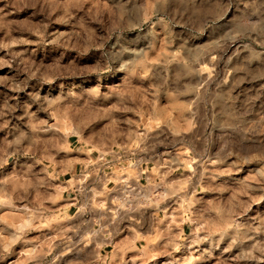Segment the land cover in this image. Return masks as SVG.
<instances>
[{
  "label": "clouds",
  "instance_id": "9594fccd",
  "mask_svg": "<svg viewBox=\"0 0 264 264\" xmlns=\"http://www.w3.org/2000/svg\"><path fill=\"white\" fill-rule=\"evenodd\" d=\"M0 70V209H34L24 232L0 226V264H65L73 250L81 264L264 260V0H0ZM96 146L109 155L81 158ZM69 163L81 215L107 201L114 166L135 165L145 194L69 235L44 204ZM165 195L187 235L160 216ZM125 227L143 243L114 242ZM45 228L56 236L29 235Z\"/></svg>",
  "mask_w": 264,
  "mask_h": 264
},
{
  "label": "rangeland",
  "instance_id": "374dc122",
  "mask_svg": "<svg viewBox=\"0 0 264 264\" xmlns=\"http://www.w3.org/2000/svg\"><path fill=\"white\" fill-rule=\"evenodd\" d=\"M207 67H205V71H207ZM2 71V70H0ZM65 132L70 137V142L75 139V134L70 128L65 129ZM135 143V141H133ZM117 145H119V141H117ZM67 147V145H66ZM107 148H104L103 150H99V147H91L87 153H81V158H86L87 156L91 155L92 159L95 161L97 158L101 155H104L107 153ZM143 156V154H141ZM138 160L141 159V157H137ZM144 168L146 167H152V163L150 161L143 164ZM68 168H71L73 171L79 172L80 165L77 164H71L69 163L63 172H61V168L59 165L56 166L55 172L53 173L52 177H50L51 183L54 185V187L48 189L47 193V199L44 201V204L46 207H53L56 208L65 218L60 220L59 223L69 229L68 234L71 235V230L73 228H77L78 231H85L86 229H103L106 226H109L108 219L102 220V216H107L110 219L113 220V222L120 219L121 216L124 215L123 210L120 208V205L115 203V200H119L121 204L124 203L125 198H131L132 196L140 197L144 195L145 193L141 191L136 185L131 184V181L134 176H136V171L138 170L135 165L125 170L122 167H113L112 170L116 171L114 174L111 173V176L113 179H111V184L108 186L109 188L113 185H115V189L109 193L107 201H101V206L99 209L96 210L94 214L90 213H84L81 215L77 212V209L79 205L74 208L71 203H73V197L75 193L71 191L69 188V185H75L77 179H79L78 176L73 175V171H69ZM102 172V171H101ZM56 173H60L58 176ZM116 173V174H115ZM179 172H175L172 175L173 176H179ZM148 172L144 171V176H147ZM102 177V176H101ZM91 179V178H89ZM121 181H126L125 183H121ZM141 185L145 184L146 181L143 178L141 181ZM128 186H131V188H127ZM53 201L55 203H53ZM169 204H172V198H169L167 195H165L164 199H161L158 201V206L160 209V216L164 217L166 221H175L177 225L183 230L182 234L187 235L191 229L189 228V225L187 221L185 220L183 223L181 222V217L177 215L176 211L173 209L176 207V205H172V207H169ZM262 205H264V202H261ZM256 205H253V208H255ZM166 209V212L164 211ZM150 211H155L156 206L154 205L152 208L149 209ZM34 209L31 204L25 205V202L23 201H17L16 202V209L10 210V209H0V226H10L12 230L17 232H24L26 229H28L32 223V220L30 219V214L33 212ZM5 213H8L5 215ZM98 224L99 227L97 225ZM130 222L128 220H123V222L120 224L121 227H124V225L129 224ZM44 232L47 237L54 238L56 236V232L50 231L49 229H41V230H35L33 229L31 232H29V235H38L39 232ZM98 239H102L101 234L97 233ZM128 236L129 241H126V243L130 242L133 244H136L137 247L143 243L142 240H131L130 236V228L125 227L124 232L120 233L119 236L115 237L114 242H118L121 237ZM41 241L43 243H51L55 244L57 241L55 239L46 240L44 236L40 237ZM207 242L200 243L199 245L193 244V247H206ZM93 247L92 244L88 245V248ZM221 247H224L222 244ZM101 254L103 255L105 252H111L112 251V245L111 244H101L100 245ZM59 248H53V252L60 251ZM183 251V250H181ZM238 249H233L231 253H225L224 256L227 257L229 255H236L238 253ZM247 251V249H245ZM133 252H129L127 255H132ZM126 255V259H127ZM176 255H180V252H177ZM219 255V250H217L216 256ZM81 254L76 253L75 250L73 251H66L63 257V261L65 264L67 262H70V264H81ZM149 264H155L154 261H149ZM196 264H200V262H196ZM235 264H264V260L261 261H245V260H238L235 262Z\"/></svg>",
  "mask_w": 264,
  "mask_h": 264
},
{
  "label": "crops",
  "instance_id": "0c3cea01",
  "mask_svg": "<svg viewBox=\"0 0 264 264\" xmlns=\"http://www.w3.org/2000/svg\"><path fill=\"white\" fill-rule=\"evenodd\" d=\"M107 154H108V151H107ZM109 155V154H108ZM115 168H117L116 166H114ZM144 167V166H143ZM148 168V166L146 167V169ZM105 171H107L108 172V176L110 177V179H109V181L107 182V187L111 184V179H113V177L111 176V173L112 174H114V172H116V171H114V170H110V171H108L107 169L105 170ZM103 173H104V171H103ZM116 174V173H115ZM101 176V175H100ZM136 176H134L133 177V179H132V181H131V184H133V185H141L142 183H141V181L143 180V177H140V178H135ZM109 188V187H108ZM110 188H113V186H111ZM73 199V198H72ZM72 204V206L75 208L76 207V203L75 202H73V203H71Z\"/></svg>",
  "mask_w": 264,
  "mask_h": 264
},
{
  "label": "built area",
  "instance_id": "2783aa9c",
  "mask_svg": "<svg viewBox=\"0 0 264 264\" xmlns=\"http://www.w3.org/2000/svg\"><path fill=\"white\" fill-rule=\"evenodd\" d=\"M104 156H106V157H107V156H108V154H107V153H105V154H104ZM99 157H100V156H99ZM111 169H112V168H111ZM111 169H107V170H108V171H110ZM100 175H101V176H104V173H103V171H102V172H100ZM89 178H91V177H89ZM127 188H129V186H128ZM74 193H75V192H74ZM78 199H80V197H78V196H77V194L75 193V195H74V197H73V201L76 203V201H77ZM76 206H77V203H76ZM95 225H97V226L99 227V225H98V224H96V223H95Z\"/></svg>",
  "mask_w": 264,
  "mask_h": 264
}]
</instances>
